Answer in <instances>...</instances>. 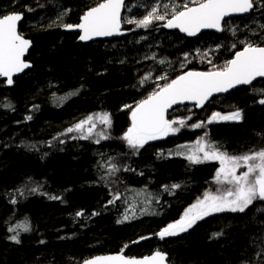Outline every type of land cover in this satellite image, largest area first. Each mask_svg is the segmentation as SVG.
<instances>
[{"label": "trees", "instance_id": "trees-1", "mask_svg": "<svg viewBox=\"0 0 264 264\" xmlns=\"http://www.w3.org/2000/svg\"><path fill=\"white\" fill-rule=\"evenodd\" d=\"M101 2L0 0V18L22 13L20 33L33 42V67L13 87L0 80V264H83L99 255L156 251L166 252L171 264H264L261 201L244 213H214L181 235H158L205 192L228 188L215 183L218 162L186 159L197 140L229 155L264 149V80L214 98L203 109H175L168 119L185 121L173 125L180 128L175 135L138 150L122 139L132 126V110L159 87L187 71L222 68L243 50L241 41L264 46V0H255L248 16L227 20L222 33L196 38L164 27L166 20L146 29L127 23L153 8L158 14L168 9L170 18L173 6V0H131L123 16L127 36L83 44L65 25L78 24ZM175 3L192 6L190 0ZM235 111L243 114L240 122L207 123L214 112ZM103 113L110 127L95 120L88 139L67 133ZM201 122L203 127H193ZM24 224L28 231L17 228ZM17 233L19 243L11 239Z\"/></svg>", "mask_w": 264, "mask_h": 264}, {"label": "snow or ice", "instance_id": "snow-or-ice-1", "mask_svg": "<svg viewBox=\"0 0 264 264\" xmlns=\"http://www.w3.org/2000/svg\"><path fill=\"white\" fill-rule=\"evenodd\" d=\"M190 3L192 6H189V3H183L180 6L173 0L170 18L167 15L168 9H165L166 14H158V9L153 8L142 19H128L126 22L146 29L154 20H166L164 27L179 29L188 36H195L203 29L223 31V25L228 23L225 20L226 17L248 13L257 6L255 0H190ZM124 8L125 0H103L86 11L81 17V23L65 25V27L78 28L82 32L79 36L81 41H88L93 37L120 35L121 12ZM22 18V13L6 14L0 18V76L6 77L9 85L13 83L14 73L31 66L23 59L31 46V41L18 32V22ZM241 43L245 44L243 50L236 52L234 59L227 61L222 68L207 72L189 71L141 100L131 112L132 126L122 137L128 146L138 150L149 141L177 134L180 128L173 125L179 123L183 127L185 121L166 118L168 109L173 105L184 101H194L197 106L203 107L214 93L227 92L238 85H250L257 78H264V46L252 42L241 41ZM160 63L164 61L161 60ZM209 63H211L210 60ZM160 79H166V77L161 76ZM140 83L143 84L144 80ZM259 103L264 104V99H261ZM242 118L240 111H235L228 116H222L216 112L207 123L217 120L240 121ZM26 119L31 120L32 117L27 116ZM95 120L109 127L111 125L109 114H96L68 128L67 133L79 132L82 133L81 139H88L96 127ZM88 125L90 127L86 128ZM193 127H203V123H196ZM85 128L86 135L83 134ZM98 135L102 139L108 138L104 132ZM96 143H99V139ZM198 153H203V157H200ZM186 159L192 163L218 162L215 183L229 187L215 193L205 192L203 198L191 205L179 220L168 224L158 233L161 239L187 232L197 221L214 213H244L255 201L264 202V149L253 150L242 155H229L201 138L196 141L194 149L186 156ZM241 168L245 171L240 172ZM179 187L178 184L172 185L173 189ZM115 198L118 200L120 196L116 195ZM52 199H59V197L53 196ZM15 202V200L12 201V203ZM77 215H83V213H77ZM124 219L127 220L128 216L126 215ZM21 227L24 231L29 230L26 224L17 225V228ZM16 230V228H9L12 232ZM11 239L16 243L20 242L18 233ZM166 259L165 254L156 251L153 255L142 259L125 258L123 255L103 256L87 261L86 264H165Z\"/></svg>", "mask_w": 264, "mask_h": 264}, {"label": "water", "instance_id": "water-1", "mask_svg": "<svg viewBox=\"0 0 264 264\" xmlns=\"http://www.w3.org/2000/svg\"><path fill=\"white\" fill-rule=\"evenodd\" d=\"M129 1H130V0H125V8H126V4H127ZM125 8H124V9L122 10V12H121L122 21H121V34H120V35H113V36H108V37H93L91 40H88V41H81V40H80V41H81L83 44H91V43H93V42H97V41L115 40V39H120V38H123V37L127 36V35L129 34V31H127V30L125 29L124 24H123V15H124V12H125ZM253 9H254V8H253ZM253 9H252L250 12H248V13H244V14H234V15L231 16V17H226L225 20H229V19H233V18H238V17H245V16H248L249 14H251V12L253 11ZM23 21H24V16H23V18L18 22V32H19V33H20V27H21ZM81 22H82V20H81L79 23H81ZM79 23H78V24H79ZM78 24H77V25H78ZM169 29L181 32L179 29H175V28H169ZM66 31H67V32L77 33V34H80V35L82 34V32H81L78 28H72V29L66 28ZM209 31L216 32V33H222V31H216L215 29H203V30L200 31V33H198V34L195 35V36H188V35H187L186 33H184V32H181V33H182L184 36L191 37V38H196V37H198L199 35H201V34H203V33H206V32H209ZM20 34H21V33H20ZM21 35H22V34H21ZM22 36H23V35H22ZM23 37H24L25 39L31 41V46L29 47V49L27 50V52L25 53V55H24V57H23V59L25 60V62L29 63L31 66L28 67V68H25V69H24L23 71H21V72L14 73L13 76H12L13 83H12L11 85H9V84L7 83V78H6V77H2V76H0V80L5 81L7 87H13L15 79H17V78H19V77L25 75V74H26V73H27V72L33 67L32 62L29 60V53H30V51H31V49H32V47H33V42H32V40H31L30 38H27V37H25V36H23ZM241 51H242V50H241ZM234 57H235V56H234ZM233 59H234V58H233ZM188 72H189V71H188ZM195 72H202V71H195ZM186 73H187V72H186ZM186 73H184V74H186ZM184 74H182V75H184ZM261 80H264V78H257V79L254 80V81L252 82V84H250V85H238L237 87L232 88V89H230V90L227 91V92L214 93V94H213V95H212V96H211V97H210V98L204 103L203 107H199V106H197V104H196L194 101H184L183 103L175 104V105H173L171 108L168 109V111H167V113H166V118L168 119V115H169L172 111H174L175 109L180 108V107H183V106H187V105H193V106H195V107H197V108H199V109H203V108H205V107H206V106H207V105H208V104H209L214 98L229 95V94H231V93H233V92H235V91H237V90H239V89H242V88H245V87L251 86V85H253L254 83H256V82H258V81H261ZM159 252H161V253H163V254L166 255L167 259H166L165 264H171V263L169 262V255H168L166 252H162V251H159ZM153 254H154V253H153ZM153 254H151V255H153ZM103 256H116V254H105V255L95 256V257L89 258L88 260L84 261L83 264H86L87 261H90V260H92V259H94V258H96V257H103ZM123 256H124L125 258H135V259H142V258L146 257V256H144V257H127V256H125V255H123ZM147 256H150V255H147Z\"/></svg>", "mask_w": 264, "mask_h": 264}, {"label": "rangeland", "instance_id": "rangeland-1", "mask_svg": "<svg viewBox=\"0 0 264 264\" xmlns=\"http://www.w3.org/2000/svg\"><path fill=\"white\" fill-rule=\"evenodd\" d=\"M206 112H207V113H210L211 111H210V109H207ZM214 113H216V112H214ZM212 114H213V113H212ZM212 114H211V117H212ZM220 114H221V113H220ZM221 115H222V116H228V115H230V114H221ZM242 117H243V114H242ZM210 119H211V118H210ZM240 121H241V120H240ZM240 121L217 120V121H214V122H222V123H226V122H240ZM200 155L203 156V153H200ZM242 170L245 171V169H243V168H242ZM238 174H239V173H238ZM226 186L229 187L228 185H226ZM226 186H225V185H218L219 188H222V187H223V188H226ZM219 188H218V189H219ZM197 222H198V221H197ZM189 230H190V229H189ZM189 230H188V231H189ZM188 231H187V232H188ZM184 233H185V232H184ZM181 234H183V233H181ZM181 234H179V235H181Z\"/></svg>", "mask_w": 264, "mask_h": 264}, {"label": "flooded vegetation", "instance_id": "flooded-vegetation-1", "mask_svg": "<svg viewBox=\"0 0 264 264\" xmlns=\"http://www.w3.org/2000/svg\"><path fill=\"white\" fill-rule=\"evenodd\" d=\"M131 1V0H130ZM127 5V4H126ZM126 9V8H125ZM125 13V12H124ZM124 16V15H123ZM229 20H231V19H229ZM81 21V20H80ZM227 21V20H226ZM77 25V24H76ZM127 30V29H126ZM128 31V30H127ZM175 31V30H174ZM179 32V31H178ZM209 32H212V31H209ZM181 33V32H180ZM207 33V32H206ZM204 34V33H203ZM219 34V33H218ZM202 35V34H201ZM79 36H80V34H79ZM200 36V35H199ZM188 72V71H187ZM186 73V72H185Z\"/></svg>", "mask_w": 264, "mask_h": 264}]
</instances>
